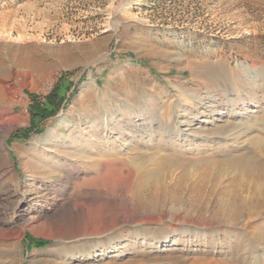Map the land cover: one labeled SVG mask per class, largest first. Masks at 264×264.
<instances>
[{
    "label": "rangeland",
    "instance_id": "obj_1",
    "mask_svg": "<svg viewBox=\"0 0 264 264\" xmlns=\"http://www.w3.org/2000/svg\"><path fill=\"white\" fill-rule=\"evenodd\" d=\"M244 64L256 71L255 96L238 89ZM52 93L58 109L45 117L33 113V106H44ZM161 98L179 104L188 98L199 108L201 114L185 127L192 131L262 119L264 0H0V264H40V258L45 259L41 264H81L77 259L88 248L108 247L99 244L110 233L130 240L137 227L158 234L169 222L181 231L183 223L165 211L161 224L136 226L142 211L123 200L133 180L130 165L98 176L101 169L92 170L90 163L99 153H134L135 142L125 132L114 136L118 126L98 136L94 127L102 108L113 114L111 122H122L126 104L159 107ZM250 100L254 105L243 114L240 109ZM188 108L182 106L179 123ZM254 135L264 137L252 127L228 149L194 144L183 150L182 165L168 177L244 183L233 167L243 168L248 156L264 163L259 144L250 141ZM148 138L138 140L136 148L170 152L156 145L157 138ZM77 158L85 163L70 165ZM209 160L234 162L219 168L207 165ZM206 167L220 174L205 175ZM125 209L128 221L110 230V222ZM200 229L221 241V248L212 247L214 255L233 254L229 239L236 229ZM138 246L123 243L109 260L85 264L130 262ZM187 248V257L208 249L179 243L168 251ZM255 249L264 258V249Z\"/></svg>",
    "mask_w": 264,
    "mask_h": 264
},
{
    "label": "bare ground",
    "instance_id": "obj_2",
    "mask_svg": "<svg viewBox=\"0 0 264 264\" xmlns=\"http://www.w3.org/2000/svg\"><path fill=\"white\" fill-rule=\"evenodd\" d=\"M240 71L243 72L240 74L241 83L238 89L245 88L246 96L249 94L255 96L254 91L257 89L256 71L251 67H246L245 64L240 66ZM160 101L159 107L147 102L140 103L139 106H134L132 103L126 104V109H124L121 117L122 122H111L113 114L102 108L101 118L96 121L98 125L94 127L98 136L108 135V131L118 126V132L114 136L125 132L131 141L135 142L134 153L126 157H119L115 153H99L90 157V163L91 166L93 165L92 170L101 169L98 176H105L113 166L130 165L133 180L125 188L123 200L127 206L141 209V215L135 219L136 226L161 224L163 216L160 214L165 211L170 215L171 220L180 221L184 227L180 232H176L175 225L169 222L168 225H165L166 227H161L162 230L158 234L151 233L147 228L141 227L139 229L137 227L128 235L130 240L125 235L113 237V234L110 233L108 239L100 241L99 244V246L108 244L106 249L94 251L92 249H96L98 246L88 248L90 251L81 253L77 262L85 264L100 259L109 260L118 248L123 246V243H129L139 246L133 252V259L124 264H264V258L258 256L259 251L255 249V246H261L264 249L263 162H257L248 156L244 157L245 159L242 161L244 163L243 168H240L238 164L235 165L233 167L235 178L243 177L245 179L244 183L240 184L236 179L226 186L218 184L217 180L213 182V179L215 180L213 177L210 179L204 176V178H200L201 181H188L181 179L180 176H172L174 170L182 165L180 159L183 150H191V146L194 144L207 148H210L211 145L214 148L222 146L223 149H228L230 144L238 141L252 127H258L260 132L264 134V117L255 123L240 124L236 121L237 123L229 122L213 129H206L203 126L192 131L185 127L189 126L195 117L201 113H199V108H196L195 105L192 106L190 99L187 98L181 104L168 99V103H166L163 98ZM201 102L203 99L200 97L196 103L200 105ZM253 103L252 100L244 103L240 111L245 114L254 105ZM187 104L189 108L185 109L184 119L179 123L181 108ZM148 106L150 108H147ZM203 112H206V109L202 111V114ZM204 122H206L205 119L202 120V123ZM147 135L150 137L149 140L157 138V146L171 148L170 152L167 153L161 149L155 151L136 148L140 145L137 141ZM250 141L259 144L260 154L264 156V137L254 135L251 136ZM231 162L234 160H227L225 163L209 160L207 165L215 164L222 168L221 164L227 166ZM72 163L70 165L82 166L85 162L77 158ZM63 168L65 166H62ZM206 170L204 173L207 175L208 172V176L213 171H215L214 177L220 174L218 169L210 170L206 167ZM170 174L172 177H168ZM246 177H253V180L248 181ZM78 208L87 210V206L83 204H79ZM127 214V209L120 212L114 221L110 222L109 229L112 230L113 225L119 222H127V218H129ZM215 225H223L230 230L236 229L234 233L228 231L234 234L232 239L228 238L234 243L232 245L234 247L233 254L225 255V257L220 254L214 255L215 250L213 251L212 247L218 250L222 243L217 239L213 240L206 234V230H201L200 227ZM243 228L249 229L241 234ZM249 235L254 236L252 240ZM179 243L187 246L205 245L208 249L205 252L201 251V256L194 257H187L188 248L183 253L181 251L175 253L168 251V248L173 244ZM196 252L193 250L191 253L196 254ZM126 253H128L127 250L122 255ZM68 256L70 258L74 255L72 253ZM44 260L40 258L36 263L41 264Z\"/></svg>",
    "mask_w": 264,
    "mask_h": 264
},
{
    "label": "trees",
    "instance_id": "obj_3",
    "mask_svg": "<svg viewBox=\"0 0 264 264\" xmlns=\"http://www.w3.org/2000/svg\"><path fill=\"white\" fill-rule=\"evenodd\" d=\"M56 92V91H55ZM56 94L52 93L51 95L48 96L45 105L44 106H40L38 104L33 106V113L35 114H40L42 115V117L47 116L48 114H51L52 112L56 111L58 109L59 106V101H56ZM51 106V110L48 111V107ZM35 243V245L40 246L41 244H43L42 242H33Z\"/></svg>",
    "mask_w": 264,
    "mask_h": 264
}]
</instances>
